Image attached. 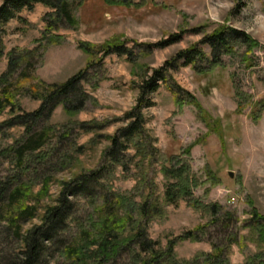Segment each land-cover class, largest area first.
<instances>
[{
    "label": "rangeland",
    "instance_id": "1",
    "mask_svg": "<svg viewBox=\"0 0 264 264\" xmlns=\"http://www.w3.org/2000/svg\"><path fill=\"white\" fill-rule=\"evenodd\" d=\"M73 8L72 26L49 31L45 17L54 10L44 4L23 10L6 24L0 36V75L7 70L11 50L34 54L11 80L8 92L16 106L0 115V123L36 110L51 84L85 68L90 57L82 43L124 42L134 56L130 60L126 54H97L101 62L83 83L90 96L84 110L70 114L59 105L30 133L24 126L0 129V264L16 262L19 234L41 223L46 206L55 203L61 190L60 181L99 169L103 170L99 181L85 186L95 191L72 198L66 228L60 234L62 245L51 248L40 264H144L152 260V252L141 250L140 239L127 243L124 239L134 236L138 224L156 242L155 249L167 250L169 242L176 240L172 257L179 264H215L207 261L214 245L225 249L220 264H264V243L257 229L263 222L254 216V210L264 215V109L258 119L254 114L264 99V0H127L123 4L85 0ZM221 26L245 31L259 45L249 51L245 44L236 43L234 52L222 57L223 65L208 72H197L183 60L171 69L172 83L190 92L200 106L184 91L176 95L162 82L151 94L154 105L143 111L158 151L151 163H144L147 185L138 179L139 158H133L127 169L107 168L103 158L110 144L107 135L126 123L123 118L136 106L143 79L193 46L207 59L210 47L203 40ZM178 36L181 39L165 47L148 46ZM245 54L252 66L243 61ZM83 121L104 126L85 132L77 124ZM45 128H49L45 143L36 150L26 148L18 158L17 148ZM14 145L16 149L11 150ZM187 148L190 155L185 153ZM129 152L135 154L134 149ZM180 159L190 164L196 181L191 197L170 203L166 189L173 179L165 177L162 167ZM46 177L51 179L49 192L38 196ZM6 183L9 187L2 191ZM16 188L30 191L21 198L11 196ZM147 195L163 205L162 216H140L138 204ZM25 206L37 207L33 218ZM113 219L126 223L119 233L125 243L108 258L90 242L97 238L102 221L111 224ZM188 231H195L198 239H178ZM232 235L236 241L229 240ZM68 247H82L83 255L67 251ZM155 264H169V257Z\"/></svg>",
    "mask_w": 264,
    "mask_h": 264
},
{
    "label": "trees",
    "instance_id": "2",
    "mask_svg": "<svg viewBox=\"0 0 264 264\" xmlns=\"http://www.w3.org/2000/svg\"><path fill=\"white\" fill-rule=\"evenodd\" d=\"M108 1L112 4H123L126 3L127 0ZM84 2L85 0H4L3 4L0 6V36L5 30L6 24L11 19L19 17V13L25 9L33 10L36 4H44L54 10L45 17L49 31L66 26V24L72 26L75 23V10L73 6L75 5V7H79L83 5ZM174 39L162 43H156L154 45L149 44L148 46L165 47L169 43H174L181 38L178 36V38L176 37ZM203 43L210 47V54L207 59H205L206 55L202 50L193 46L189 49L180 51L172 60L167 61L163 67L155 69L153 75L143 79L138 87L140 94L136 106L131 111L126 112L123 118L126 120V123L119 127L114 134L107 135L110 144L103 153V158L108 164L107 168H111L115 165L127 169L133 158H139L141 165L140 176L138 179L145 181L147 185L148 179L146 176V165H144V163L146 161V163H151L158 151V148L155 145L156 138H153L150 135L146 127V117L143 111L145 108L154 105V102L150 97L151 94L159 89L160 83L162 82L165 83L166 86L176 95H181L182 91H184V93L191 98L190 101L192 103L200 106L190 92L183 90L177 84L172 83L173 77L172 75H169L171 74V69L177 68L179 65L178 62L183 60L185 64L191 65L197 72H208L215 67L223 65L222 57L226 54L233 53L236 43L245 44L249 51L259 45V43L245 31L231 26H221L217 28L203 40ZM0 44H2L1 37ZM80 47L90 57L87 66L69 77L66 81L51 84L49 91L42 97V102L36 110L14 114L11 118L0 123V129L3 126L9 128L24 126L27 132L30 133L38 127L42 121L48 119L59 105H62L70 114H75L84 110L90 96L86 92L83 83L89 81V73L94 65L101 62V60L96 58L97 54L100 51L104 53V56L111 53H117L119 55L126 54L129 56L130 60L134 56L133 52L127 48L124 42L106 43L101 46L82 43L80 44ZM0 53H3V51L1 50ZM33 54L34 51L32 50L22 51L13 49L9 52L7 70L0 75V91L3 95L2 98L0 97V115L7 108H10L12 111L14 110V107L16 106L14 95H11L8 92L12 85L11 80L20 68L29 65V59ZM242 59L247 66L253 65L247 54H245ZM202 62H206V64H203ZM98 84L99 82L97 85ZM263 109L264 99L258 103V108L254 112L255 119L260 117ZM77 124L85 132H93L104 126L97 122L89 123L85 121L77 122ZM48 130L49 128L43 129L35 139L33 136H30L29 140L24 143L23 146L18 147V158H20V156L22 157L24 154L23 150L26 148H31L32 150L40 148L46 141V133L49 132ZM214 130L220 133L219 129L217 130L214 128ZM15 147V145L11 146L10 149L15 150ZM131 149L135 150L133 156L129 152ZM185 153L190 155V148H187ZM45 157L46 156H43L42 159H45ZM102 171V169H99L92 170L90 173H79L69 180L60 181L61 190L55 199V203L46 206L44 213L41 216V223L30 228L24 234H19L21 250L16 255V262L14 264H40L43 256L46 255L51 248L60 247V245H62L60 234L66 228V221L69 218L72 208V198L81 194H92L95 189H85V186L89 182L97 183L102 176ZM162 172L169 180L173 179V182H171L166 189V201L172 203L179 197L188 198L192 196V188L194 181L196 180H194L191 174V166L188 162L183 159L177 160L169 166H163ZM50 180L49 177L45 178L43 186L37 194L38 196H45L48 194ZM8 187L9 183H6L3 186L2 191ZM29 191L26 192V188L25 190L23 188H16L13 190L11 196L17 195L21 198L27 196ZM105 198L106 201H108L107 196H105ZM0 199H2L1 196ZM24 209L27 211L30 209L31 218L35 216V211H37L36 206H25ZM163 209L164 207L159 200H154L153 202L150 201V195L145 196L143 201L138 204L140 216L143 218H156L162 216L164 214ZM212 210L215 211V207H213ZM27 211H25V213ZM254 214L255 219L259 222H263L259 224V228L257 229L258 237L260 241L264 243V215L258 213L257 210H254ZM228 215L233 219V214L231 212H227L226 216ZM13 217L14 216H12V219H14ZM111 221L112 223L110 224L108 221L103 220L101 223L102 227L97 231V238L90 242L91 244H97V252L108 258H110L111 255H117L119 248L125 243L123 242L125 240L120 239L119 233L121 232V225L126 226V223L117 219ZM133 229L136 230L134 236L124 239H127L126 243L129 240L140 239L139 246L141 250L152 252V260H147L144 264H148V261L155 264V262H158L160 259L167 256L169 257V264H179L176 259L172 257L176 240H171L169 242L167 250L155 249L156 242H153V240L148 238L146 230L143 229L141 225H135ZM16 232L19 233L18 230H16ZM194 232L195 231H188L178 239L192 238L197 240L198 237L194 235ZM229 240L236 241V235L234 237L232 235ZM67 251L73 252L78 256L83 255L82 247H68ZM224 252L225 249L218 245H214L213 253L207 254V261L220 264Z\"/></svg>",
    "mask_w": 264,
    "mask_h": 264
},
{
    "label": "water",
    "instance_id": "3",
    "mask_svg": "<svg viewBox=\"0 0 264 264\" xmlns=\"http://www.w3.org/2000/svg\"><path fill=\"white\" fill-rule=\"evenodd\" d=\"M232 175V174H231Z\"/></svg>",
    "mask_w": 264,
    "mask_h": 264
}]
</instances>
